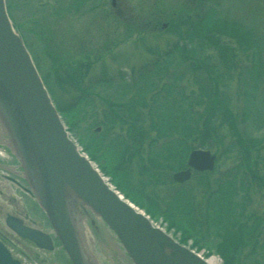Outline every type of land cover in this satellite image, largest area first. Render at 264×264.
<instances>
[{
    "label": "rangeland",
    "instance_id": "1",
    "mask_svg": "<svg viewBox=\"0 0 264 264\" xmlns=\"http://www.w3.org/2000/svg\"><path fill=\"white\" fill-rule=\"evenodd\" d=\"M6 3L14 6L19 32L40 65L67 131L113 188L128 194L126 198L157 226L205 259L214 257L217 264H264V180L251 182L252 190L242 182L248 168L258 170L264 179V0ZM71 64L87 73L83 93L69 76ZM61 65H68L67 70ZM212 83L218 84V106L231 111L236 130L222 125L221 113L215 124L220 134L209 132L204 138L192 130L197 117L188 107L191 102L207 115L208 94L216 86ZM161 91L162 99L152 106L153 94ZM108 102L117 105L127 122L129 104L135 105L134 114L140 112L145 120L140 127L151 138L158 134L151 127L153 119L159 123L158 116L175 127L171 131L163 126V138L151 149L144 142L130 149L119 141L112 145L108 139L116 136L107 139L102 124ZM173 108L183 117L188 114L187 119L171 115ZM127 128L118 120L115 135H127ZM236 134L248 151L233 147ZM175 137L194 139V149L220 158L215 173L205 177L192 172L189 182L175 183L172 176L186 169L188 156L181 144L162 147ZM217 179L225 185L212 199L207 218L204 196ZM117 243L110 264H125L126 257L132 264ZM102 251L104 245H98L97 258L108 264Z\"/></svg>",
    "mask_w": 264,
    "mask_h": 264
},
{
    "label": "water",
    "instance_id": "2",
    "mask_svg": "<svg viewBox=\"0 0 264 264\" xmlns=\"http://www.w3.org/2000/svg\"><path fill=\"white\" fill-rule=\"evenodd\" d=\"M0 122L74 264H84L72 220L77 204L105 222L133 264H210L123 200L78 151L23 38L13 27L6 0H0ZM215 161L209 151L195 150L188 166L212 171ZM191 175L189 169L173 179L184 183Z\"/></svg>",
    "mask_w": 264,
    "mask_h": 264
},
{
    "label": "flooded vegetation",
    "instance_id": "3",
    "mask_svg": "<svg viewBox=\"0 0 264 264\" xmlns=\"http://www.w3.org/2000/svg\"><path fill=\"white\" fill-rule=\"evenodd\" d=\"M72 220L83 263L101 264L95 253L101 244L106 263H112L118 243L107 225L79 204L73 207ZM0 264H74L32 191L1 122Z\"/></svg>",
    "mask_w": 264,
    "mask_h": 264
},
{
    "label": "trees",
    "instance_id": "4",
    "mask_svg": "<svg viewBox=\"0 0 264 264\" xmlns=\"http://www.w3.org/2000/svg\"><path fill=\"white\" fill-rule=\"evenodd\" d=\"M7 6H8L9 15H10L12 21H13L14 26L16 27V29L18 31H20V26L16 23V21L14 19V16H13V8H14L13 4L10 3L9 5L7 4ZM216 46H218V45H216ZM33 58H34V54H33ZM34 61H35V64H36L38 70L40 71V68H39L40 65L37 63L35 58H34ZM61 66L65 67V69H66V67H68V65H61ZM198 67H200V66H197V69H199ZM73 70H74V72H73ZM67 71H69L70 78L74 79V81L76 83L75 89L78 92L83 93L82 83H83L84 78L87 75L85 70H83L82 68H80L78 66H75L74 64H71V66H69ZM42 78H43V81H44L45 85L47 86L48 91H50V89H49L50 86L47 83V80L43 76H42ZM212 81H213V79H212ZM212 85H216V86H213V88H211L212 89L211 93L208 94V96L210 98V103H208L209 106H210V112L207 115L201 114L199 112V110L195 108V105L193 103H191V102H190L189 107H188L189 113L193 117H197L193 121L194 122V126H193L192 130L197 132L198 134H200L201 137H204V138L206 137V133H209V132L213 133L215 135H218L219 132L215 128V124H217L216 121L219 119L218 116L221 113H223V115H224V119H223L222 125L228 123V126H229V128L231 130H236L235 118H234L233 114L231 113V111L226 106L223 107V108L222 107L220 108L218 106V105H220L219 102H217V96H218V93H219V90L217 89V85L218 84H213L212 83ZM181 94H183V93L181 92ZM153 97L154 98H153V101H152V103H153L152 106H155L157 104V99L162 97V91L160 93H154ZM166 98H163V99L166 100ZM182 99H184L186 101L190 100L186 96L185 97L183 96ZM115 106H117V105L113 104L112 102H108L107 110H105V118L106 119L104 121H102V124H104V128L107 129L106 130L107 131L106 138L108 139L110 137L116 136L114 139H111V140L108 139L112 145L118 144L120 142L122 144L123 148L130 149L131 145L133 147V146H135V143L142 144L144 142V144L148 147V149H151L153 147V145L160 138H163V136L161 135V132H162L161 130H162L163 126L171 128V131L175 127V125L172 126V124H169V122L171 120H163L162 117L158 116L159 123L156 124L155 123L156 122L155 119H153V122L151 124L152 125L151 127H153V129H152L153 132L156 131L158 134H157L156 138H151L150 136H148L145 133V129H142L140 127L143 123H145V120H142V117H139L140 114H141L140 112H138L137 115L134 114L135 105H133L131 103V104H129V107H128L129 109L131 108L130 112H129V115L131 116V117H129L131 119L130 122H127V119H125L126 116L121 115L116 110ZM150 108H152V107H150ZM57 109L60 112L58 106H57ZM129 109H127V110L129 111ZM123 110L126 111V109H123ZM169 111L171 112V115L178 114L177 118L180 119V120H185L188 117V114H185V116L183 117V115H182V113H181V111L179 109L173 108L172 110H169ZM226 112H227L228 115L226 114ZM135 116H136V118H135ZM168 117H166V118H168ZM118 120L122 123V125H127L128 126L127 135H124L122 132H120V134H118V135H115V125L117 124ZM179 133H184L183 135H185L184 131H179ZM186 133H189V132H186ZM234 137H236V140H235V143H234L233 147L241 148L243 146V142H244L242 136L240 134H236V136H234ZM141 138L143 140H141ZM170 141H173V143L170 142ZM170 141H166L165 143H163L162 147H165L166 145H168V146H166L167 150H168V148H175L178 144H181V146L183 148H186L184 156H186L191 150L194 149L193 143L196 145V141L194 139H193V141H191V140H189V138L175 137L174 139H171ZM173 145H176V146L173 147ZM201 147H204V146H201ZM244 148L245 147H242V149H244ZM246 151H248L247 148H245L243 150V152H246ZM220 160L221 159L218 158V162H220ZM120 171H123V169H120ZM244 173L247 174V175H246V178L242 179V182H243L244 185H246V189L247 190H252L253 189V186H252L251 182L264 180L263 178L261 179V176H260L258 170L253 172V170L248 168V171H246ZM213 174L212 173H201L200 176L202 175V176L208 177V176H211ZM214 185H215L214 188L212 190L208 191L206 193V195L204 196V198L207 201L205 203V209H204V212L206 213L205 215H206L207 218H209V215H210V209L212 207L211 206L212 199L215 196L220 194V192L223 190V187H224L225 184L223 182H221L219 179H217V180H215ZM118 188H120V187L118 186ZM126 197H129V195L127 194ZM202 215H203V213H202ZM207 218H206V220H207ZM201 222H204V220L201 219ZM181 243L183 244V242H181Z\"/></svg>",
    "mask_w": 264,
    "mask_h": 264
},
{
    "label": "bare ground",
    "instance_id": "5",
    "mask_svg": "<svg viewBox=\"0 0 264 264\" xmlns=\"http://www.w3.org/2000/svg\"><path fill=\"white\" fill-rule=\"evenodd\" d=\"M121 195V197H122V194H120ZM208 260V262L210 263V264H217V261H216V258H210V259H207Z\"/></svg>",
    "mask_w": 264,
    "mask_h": 264
}]
</instances>
